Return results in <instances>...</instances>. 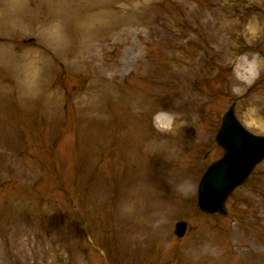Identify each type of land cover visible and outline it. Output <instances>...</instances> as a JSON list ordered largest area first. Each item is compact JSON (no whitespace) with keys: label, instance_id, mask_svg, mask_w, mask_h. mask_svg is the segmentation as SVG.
Instances as JSON below:
<instances>
[{"label":"rangeland","instance_id":"rangeland-1","mask_svg":"<svg viewBox=\"0 0 264 264\" xmlns=\"http://www.w3.org/2000/svg\"><path fill=\"white\" fill-rule=\"evenodd\" d=\"M24 1L0 29V264H264V160L227 216L198 205L224 113L264 135V0H87L66 42Z\"/></svg>","mask_w":264,"mask_h":264},{"label":"water","instance_id":"water-1","mask_svg":"<svg viewBox=\"0 0 264 264\" xmlns=\"http://www.w3.org/2000/svg\"><path fill=\"white\" fill-rule=\"evenodd\" d=\"M217 141L225 148V154L205 172L199 187V204L207 213L227 215L228 196L246 182L254 167L264 159V136L247 130L231 109L224 116ZM186 229V222H178L176 234L183 236Z\"/></svg>","mask_w":264,"mask_h":264},{"label":"bare ground","instance_id":"bare-ground-1","mask_svg":"<svg viewBox=\"0 0 264 264\" xmlns=\"http://www.w3.org/2000/svg\"><path fill=\"white\" fill-rule=\"evenodd\" d=\"M46 1L48 2V12L46 14L48 16V21H57V25H52L50 27V31L55 33L56 36L64 42L68 41L69 29H75L80 24L82 16L81 12H83V2L87 0H40V4H37L31 16L33 20H40L39 12L41 9L43 10L45 5L44 2ZM13 4V8L9 7L7 4H0L3 5V7H0V29H5L10 26L11 23L19 24L27 18L29 8L24 5L25 1L16 0ZM8 8L11 10H7ZM14 61L15 56L10 51L9 47L1 46L0 62H3L10 71L12 70L15 73ZM17 76L26 80L34 78V74L33 72L31 73L28 66H25L23 70L19 71ZM249 111V116L254 118V120L260 124L264 118V111L254 106L249 108Z\"/></svg>","mask_w":264,"mask_h":264},{"label":"clouds","instance_id":"clouds-1","mask_svg":"<svg viewBox=\"0 0 264 264\" xmlns=\"http://www.w3.org/2000/svg\"><path fill=\"white\" fill-rule=\"evenodd\" d=\"M255 25L251 24L249 25L250 30H254ZM257 70H258V65H253ZM163 115L167 117L166 122H162L160 119L161 113H156L153 116V126L161 132H167V131H172L175 127V122H176V114L168 111H164Z\"/></svg>","mask_w":264,"mask_h":264}]
</instances>
